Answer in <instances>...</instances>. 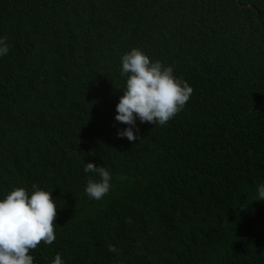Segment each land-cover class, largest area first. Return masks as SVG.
Wrapping results in <instances>:
<instances>
[{
	"label": "trees",
	"instance_id": "1",
	"mask_svg": "<svg viewBox=\"0 0 264 264\" xmlns=\"http://www.w3.org/2000/svg\"><path fill=\"white\" fill-rule=\"evenodd\" d=\"M0 36V198L36 185L59 206L56 239L31 250L34 264L57 253L65 264H189L217 189L232 190L234 204L219 201L229 224L248 203L224 184L244 138L241 150L264 152V132L245 125L264 115V0H0ZM134 47L173 66L192 93L166 125L137 121L130 142L114 115L120 57ZM88 162L112 174L99 201L84 192L99 179ZM179 165L193 184L218 175L189 187ZM249 250L264 264V243Z\"/></svg>",
	"mask_w": 264,
	"mask_h": 264
},
{
	"label": "clouds",
	"instance_id": "2",
	"mask_svg": "<svg viewBox=\"0 0 264 264\" xmlns=\"http://www.w3.org/2000/svg\"><path fill=\"white\" fill-rule=\"evenodd\" d=\"M246 7L254 8V5ZM258 19L261 21L260 15ZM8 52L6 37L0 36V57ZM120 76L125 80L121 88L123 94L115 105L114 120L126 127L117 129L116 135L130 142L138 138L137 121L140 124L166 125L184 108L192 93L191 86L175 75L173 66L153 60L140 48H131L121 55ZM245 125L264 132V115L253 112ZM249 137L244 138L242 146L252 142ZM261 140L264 142L263 137ZM242 146L235 155L237 164L229 172L224 185L231 189L227 184L232 183L242 189L249 201L244 207H237L234 220L229 224L219 201L234 204L232 190L217 189L216 195L220 200L214 199L201 217L203 236L193 247L189 264H252L249 245L264 243V152L260 149L241 150ZM221 169L222 166L219 173ZM83 171L94 173L99 178L89 177L85 194L91 200H102L112 187L110 170L105 165L88 162ZM175 171L189 187L201 189L211 185L218 175L209 173L205 177L201 174L199 183L193 184L186 165H179ZM224 172L225 165L220 175ZM51 193L32 185L31 189L15 187L0 198V264H34L31 250L41 242L51 245L55 241L54 220L59 206ZM163 207L169 213L181 212L170 203ZM51 264H65V261L57 253Z\"/></svg>",
	"mask_w": 264,
	"mask_h": 264
},
{
	"label": "water",
	"instance_id": "3",
	"mask_svg": "<svg viewBox=\"0 0 264 264\" xmlns=\"http://www.w3.org/2000/svg\"><path fill=\"white\" fill-rule=\"evenodd\" d=\"M252 7V6H251Z\"/></svg>",
	"mask_w": 264,
	"mask_h": 264
}]
</instances>
